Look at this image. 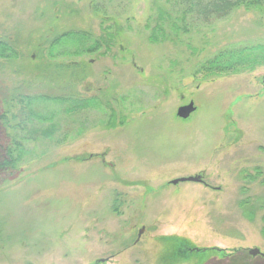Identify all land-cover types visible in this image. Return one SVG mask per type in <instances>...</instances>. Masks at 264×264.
<instances>
[{
  "label": "rangeland",
  "instance_id": "rangeland-1",
  "mask_svg": "<svg viewBox=\"0 0 264 264\" xmlns=\"http://www.w3.org/2000/svg\"><path fill=\"white\" fill-rule=\"evenodd\" d=\"M182 8L0 0V42L13 53L0 59V115L15 99L0 140L28 150L0 180V264H264L248 254H264V64L194 75L227 45H264V11L197 26L180 21ZM70 32L100 47L79 54L77 44H54ZM39 95L99 106L56 112L45 124H55L52 140L24 142L17 97ZM189 101L196 111L179 120ZM189 176L204 184H170Z\"/></svg>",
  "mask_w": 264,
  "mask_h": 264
},
{
  "label": "trees",
  "instance_id": "trees-1",
  "mask_svg": "<svg viewBox=\"0 0 264 264\" xmlns=\"http://www.w3.org/2000/svg\"><path fill=\"white\" fill-rule=\"evenodd\" d=\"M175 3L182 6L180 13V21H184L186 18L191 19V23H196L197 26L205 25L209 26L214 21L223 20L228 18L234 11L238 9L245 10H258L264 11V0H173ZM150 37V41H154ZM89 39V36L84 33H66L54 41L55 45H61L65 43L77 44V53L80 52H94L100 47L99 40H94L92 45L87 48L84 46L85 42ZM53 44V45H54ZM54 45V46H55ZM8 46L0 42V59H9L13 53H9ZM8 52V53H7ZM53 56L52 54H50ZM264 64V45L262 44H238L227 45L218 50L214 55L210 56L206 60L200 62L194 71V75L199 74L203 77L209 76H223L230 74H238L243 71L253 69L255 66ZM98 100L92 98H80L77 96H57L48 97L44 95L39 96H18L17 104L21 105L20 114L23 115V119L14 127V129L20 128V130H27L29 137H22V141L33 140L38 138L50 139L55 134V124L47 125L52 118L57 116L56 112H64L66 114H73L86 110L92 107L99 106ZM8 103L14 102L13 98L7 100ZM46 103L51 106L54 104L59 106L58 110H51V106H46ZM13 105V106H14ZM12 108H6L4 114L0 115V128L1 126H7L10 122L8 118V112L12 111ZM42 106L47 113L40 114L37 112L36 107ZM47 108V109H46ZM15 114V113H14ZM14 121L17 116H10ZM111 117L113 115L111 114ZM25 146L21 141L12 139L11 143L4 144L0 140V180L4 181V178L12 177L17 173L19 166L22 164V160L27 155ZM198 252V251H195ZM202 252H211L212 254L224 256L225 252L217 249H203Z\"/></svg>",
  "mask_w": 264,
  "mask_h": 264
},
{
  "label": "water",
  "instance_id": "water-1",
  "mask_svg": "<svg viewBox=\"0 0 264 264\" xmlns=\"http://www.w3.org/2000/svg\"><path fill=\"white\" fill-rule=\"evenodd\" d=\"M262 83L264 84V77L262 79ZM195 111L196 108L193 102L189 101L187 104L178 107L175 115L179 120H187ZM188 182L204 184L201 176H189V177L174 179L170 181V184L176 185L178 183H188ZM248 254L251 256H256V255L264 256V254H261L258 249H250L248 251ZM98 262L103 263L104 260H99Z\"/></svg>",
  "mask_w": 264,
  "mask_h": 264
}]
</instances>
